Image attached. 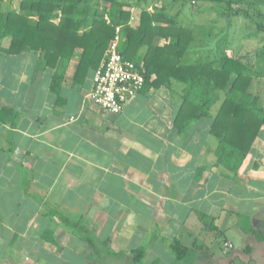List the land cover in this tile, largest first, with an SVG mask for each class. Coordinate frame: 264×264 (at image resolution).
Listing matches in <instances>:
<instances>
[{
  "label": "crops",
  "instance_id": "obj_1",
  "mask_svg": "<svg viewBox=\"0 0 264 264\" xmlns=\"http://www.w3.org/2000/svg\"><path fill=\"white\" fill-rule=\"evenodd\" d=\"M9 45V37L0 40V111L10 110L0 114V264L92 263L84 237L54 209L82 217L87 235L107 242L102 256L115 259L111 264H173L174 239L190 248L194 264L191 251L207 264H228L234 258L211 261L198 235L213 232L227 251L235 247L228 234L238 227L264 233V127L239 171L230 173L216 163L211 116L189 120L183 131L175 124L183 84L144 86L113 114L87 96L92 71L83 84L73 82L77 58L58 99L50 90L53 69L37 71L35 52L1 50ZM222 50L208 61L238 55ZM139 247L145 252L135 260L131 251Z\"/></svg>",
  "mask_w": 264,
  "mask_h": 264
},
{
  "label": "trees",
  "instance_id": "obj_2",
  "mask_svg": "<svg viewBox=\"0 0 264 264\" xmlns=\"http://www.w3.org/2000/svg\"><path fill=\"white\" fill-rule=\"evenodd\" d=\"M12 1L0 0V40L10 38L9 47L1 50L9 54H38L36 70L53 69L50 90L58 99L70 61L77 58L73 82L83 84L89 72L94 73L100 65L118 33L123 57L144 68V86L170 88L175 82L184 85L175 118L179 129L183 131L191 119L211 116V133L219 142L217 165L230 173L239 171L264 127V101L260 91H251L253 80L260 76L254 66L253 52L183 64L182 58L194 41V32L178 21L179 14H170L164 6L153 11L142 8L138 25L133 26L130 3L125 0H18L17 8L12 6ZM249 1L225 0V14H239L240 5ZM258 27L264 29L262 24ZM161 38H166L167 43L159 44ZM216 105L217 111L212 114L211 108ZM7 111L10 110L5 108L0 114ZM52 212L84 237L93 251L89 256L92 260L102 255L107 242H97L87 235L89 225L82 217L74 219L56 209ZM254 234L255 239L264 240V233L254 231ZM43 236L55 242L51 231ZM169 246L176 255L173 264H194L189 258L190 248L181 240L174 239ZM246 249L252 251L249 246ZM144 252L143 247L135 248L131 251L132 258L139 260Z\"/></svg>",
  "mask_w": 264,
  "mask_h": 264
},
{
  "label": "rangeland",
  "instance_id": "obj_3",
  "mask_svg": "<svg viewBox=\"0 0 264 264\" xmlns=\"http://www.w3.org/2000/svg\"><path fill=\"white\" fill-rule=\"evenodd\" d=\"M130 3L128 9H131L132 24L138 23V17L142 8L148 7L149 10H159L163 6L170 14H179L178 21L191 27L194 32L195 39L190 45L188 51L182 58L184 64H197L208 61L215 52L223 51L222 48L227 47L228 54L241 56L247 52H253V60L255 69L260 72V76L255 78L252 89L259 90L264 94V29L258 27L259 24L264 25V0H250L241 4L240 13L237 15H226L227 5L224 1L220 2H200L192 0L186 2L184 0H125ZM12 6L15 2L12 1ZM139 3V4H138ZM246 211V206L242 207ZM242 225L251 222L246 216L240 218ZM237 228L230 232L228 236L234 242L235 247L229 248L227 251L222 248V238L217 237L213 232L211 234L198 235L200 242L206 244V254L211 261L215 262L226 260L229 257L235 259L234 264H264V241L255 239L256 237ZM192 242L188 245L192 247ZM247 245L252 246L251 252L242 251ZM241 250L240 253H236ZM196 251V250H195ZM228 252L230 255L228 256ZM191 257L196 264H207V259L198 253L191 251ZM195 253V254H193ZM105 255V254H104ZM106 256V255H105ZM102 255L93 258L90 264H111L108 257ZM76 263L85 264L86 258H78L74 260ZM209 261V260H208ZM214 262V261H213Z\"/></svg>",
  "mask_w": 264,
  "mask_h": 264
},
{
  "label": "built area",
  "instance_id": "obj_4",
  "mask_svg": "<svg viewBox=\"0 0 264 264\" xmlns=\"http://www.w3.org/2000/svg\"><path fill=\"white\" fill-rule=\"evenodd\" d=\"M144 84L143 66L123 57L117 33L94 71L92 89L87 96L101 109L118 114L143 89Z\"/></svg>",
  "mask_w": 264,
  "mask_h": 264
}]
</instances>
